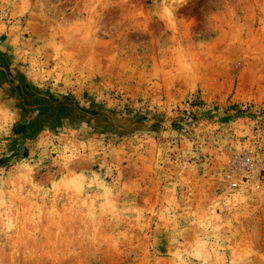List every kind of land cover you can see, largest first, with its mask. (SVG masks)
I'll return each instance as SVG.
<instances>
[{
  "label": "rangeland",
  "instance_id": "rangeland-1",
  "mask_svg": "<svg viewBox=\"0 0 264 264\" xmlns=\"http://www.w3.org/2000/svg\"><path fill=\"white\" fill-rule=\"evenodd\" d=\"M65 2L89 38L0 0V47L42 42L67 94L11 89L39 116L0 140V264H264V0Z\"/></svg>",
  "mask_w": 264,
  "mask_h": 264
},
{
  "label": "clouds",
  "instance_id": "clouds-1",
  "mask_svg": "<svg viewBox=\"0 0 264 264\" xmlns=\"http://www.w3.org/2000/svg\"><path fill=\"white\" fill-rule=\"evenodd\" d=\"M189 3L190 0H185V6L189 5ZM36 4L37 14L43 16V27L45 28V30L51 28L62 33L65 31L72 32L74 34L83 33V39H87L90 35L93 34V29L90 27V23L86 25H79L76 23L77 16L74 12L71 16H69L68 12L66 11L67 6L65 0H36ZM2 43L3 42L0 41V44ZM33 43L36 42L34 41ZM45 47L46 45L41 42V47L37 48L35 52H32L29 49L30 54L25 57L23 63L17 61L16 50L11 45H4L3 47H0V55H4L10 58V65L8 70L11 73V76L17 77V79L13 82L5 81L0 84V108H4L9 111L12 116L10 126H6L0 123V140L4 142V144L7 146V149L11 140L16 138L14 128L18 124V122H30L31 120H34L39 116L38 108L35 111H32L29 116H25L22 107L18 106V98L11 89L13 87V84H19L18 77L20 74H23L26 77V80L34 85L36 89L50 90V92L56 97L67 96V94L61 89H53L50 87L51 81L56 79V76L54 74L47 72L36 73L35 68L31 63L32 59L35 58V56L40 52H42ZM52 72L54 73L55 70H52ZM46 80L48 81V83H45ZM164 123V118H162V124L164 125ZM160 126L161 125H158V128ZM168 127L170 129H174V131L171 132L173 136H176L179 132L183 131L181 125H176V127L168 125ZM238 143L239 140L233 143L232 147L237 149V154H240L243 153L244 150L236 146ZM7 152L11 153L8 150ZM249 158H252V154L250 152H247L246 155H236V159H229L228 164L236 166L237 174H239L240 169H243V172L247 173L250 170L247 168V166L242 167L241 162Z\"/></svg>",
  "mask_w": 264,
  "mask_h": 264
}]
</instances>
